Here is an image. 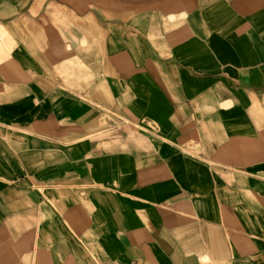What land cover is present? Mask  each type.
I'll return each instance as SVG.
<instances>
[{"label": "crops", "instance_id": "1", "mask_svg": "<svg viewBox=\"0 0 264 264\" xmlns=\"http://www.w3.org/2000/svg\"><path fill=\"white\" fill-rule=\"evenodd\" d=\"M0 264H264V0H0Z\"/></svg>", "mask_w": 264, "mask_h": 264}]
</instances>
